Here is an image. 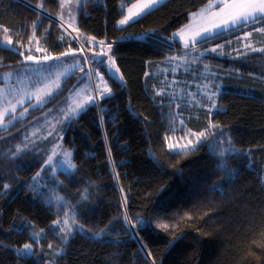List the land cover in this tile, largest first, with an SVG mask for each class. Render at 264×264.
Segmentation results:
<instances>
[{
    "label": "trees",
    "instance_id": "1",
    "mask_svg": "<svg viewBox=\"0 0 264 264\" xmlns=\"http://www.w3.org/2000/svg\"><path fill=\"white\" fill-rule=\"evenodd\" d=\"M123 1H83L73 37L55 19L59 0H0V77L25 65L23 56H38L37 48L51 56L71 49L75 53L66 57L81 56L86 70L85 52L111 89L110 98H97L59 136L72 150L70 174L51 175L45 167L48 138L26 146L23 136L33 119L66 99L79 70L50 102L0 131V264H264V52L251 51L264 48V32L247 27L218 40L253 32L227 47L224 56L210 57L217 65L222 94L216 100L223 109L210 115L209 103L197 102L184 89L180 95L159 67L169 52H186L178 40L167 39L211 0H165L120 27L118 21L137 0ZM153 30L154 41L133 39ZM7 37L13 47L1 43ZM96 54L103 64L91 62ZM110 56L123 83L110 79ZM189 72L176 75L185 87ZM180 120L197 132L216 130L195 150L172 152L165 137ZM221 130L224 136L218 135ZM221 137L246 153L230 157L237 171L230 181L216 170L221 161L215 141ZM37 178L41 191L49 184L59 201L36 191ZM216 184L223 190H215ZM138 217L146 223L135 230L137 236L131 225ZM73 228L77 231L69 236ZM101 232L102 238H91ZM25 243L32 244L33 255L16 251Z\"/></svg>",
    "mask_w": 264,
    "mask_h": 264
},
{
    "label": "rangeland",
    "instance_id": "2",
    "mask_svg": "<svg viewBox=\"0 0 264 264\" xmlns=\"http://www.w3.org/2000/svg\"><path fill=\"white\" fill-rule=\"evenodd\" d=\"M83 1L85 0H59L60 10L55 19L60 24H62L73 37H76L78 33L76 30V19ZM127 1L128 0H124L123 3H126ZM163 1L165 0H161L160 3H157L154 7L150 8V10L161 4ZM147 2L148 0L135 1L127 7L126 15L128 14V9L133 5L139 6ZM215 4L216 0H211L206 7L195 12V15L192 13L189 22L175 31L172 38L167 40L172 41L176 39L185 46L184 40L180 39V34L182 33L189 44H191L193 41L192 33L199 31V29L202 27L208 26L210 23L216 22L218 19V17L212 16L213 12H219V9L215 7ZM140 16L141 15L135 17V19ZM118 26L122 27L124 25L118 24ZM255 26L258 27V25ZM222 33L225 34L216 37L214 41L203 42L202 44L197 45L195 51L189 47L187 49L185 48L186 50L184 51L186 52L183 54L181 52H169L168 56L164 59L159 67V70L162 74L168 73V75H171V82H169L171 88H174L175 86L177 91L178 89H181L179 91L180 95L181 93L183 94L184 89L192 96V98L197 99V102L209 103V108L212 107V104L208 97L209 95L216 93L217 89L215 86L219 85V74L215 69L217 65L211 61L210 57L224 56V53L228 52L227 47H229L232 43L239 39L242 41H244L246 38L250 39L253 34V32H251V36L246 38L244 35H239L219 42V39L233 34L232 32ZM6 39L7 40H1V43L6 46L13 47L12 44L9 45L7 43L8 37ZM216 41L219 43H215ZM103 46L105 47L107 45L103 44ZM213 47H217L216 53L207 51V49H211ZM198 48H200V50H198ZM35 50L39 51V55L40 53L44 52L41 51L40 48ZM104 51L106 52V50ZM74 53V51L71 52V54ZM83 54L85 56V61L87 58V62H85L87 63L86 70H83V60L81 56L74 59H69L66 57V55L60 57L59 60L51 62L50 67H48L47 64L42 66L37 62H27L25 65H22L18 68L9 69L2 72L0 77V131H6L11 129L17 121L25 119L31 113L30 110L34 109L31 106L37 103V95H40L41 98H44L50 91L56 90L58 86L59 89H61L64 80L68 76L73 73L75 74L77 70L80 71L77 82L70 89L66 99L55 108H52L43 115L33 119V121L24 130L25 134L23 136V140L26 146H33L35 141L38 140L40 142L42 141L41 139L48 138L47 142L49 148L47 150V161H49V163L47 167L49 172H51V175H55L59 171H63L67 174H70L74 171L75 165L73 162L72 150L62 145L61 141L59 140V136L61 135L65 125L68 123L69 118H73L82 112L77 109L78 105H87L88 107L90 105L88 104L90 97L97 99L98 92L104 91L105 88H108L107 81L103 78L100 71L94 70V68L89 64L88 57L85 52H83ZM39 55L36 56L38 61L43 56H45V53L40 56ZM107 59L108 60L106 61L108 62V70L115 72L117 79H119L122 74L119 71H115L117 67L115 66V63H113V60H109V58ZM22 69H26L27 71H21ZM186 70H190V77L186 78V81H191L187 87H185L181 82L184 81L183 78L179 79L176 77L178 72ZM190 86L192 88H190ZM214 98L216 99L217 97L214 96ZM20 101H23V104H20ZM13 105L16 106L15 111H13ZM43 105L44 104L41 106ZM25 109H29V111L25 113ZM9 113H11V115H9ZM21 113H24V115L21 116ZM13 116L17 117V119L14 121L12 120ZM9 121H12V123L9 124ZM214 128L215 127H213L210 132L201 131L205 134L204 141L209 138V135L212 133V131L216 130ZM193 133L200 132L189 129L188 127H184L183 122L180 120L176 131L165 137L166 146L168 143L187 144L188 140H192L195 143L197 138L193 135ZM10 135L11 134L8 133L1 138L6 139ZM215 146L217 147L216 154L224 151L228 147L234 148L230 145L229 140L225 139L224 137H221L217 142L215 141ZM170 151L180 152L182 150L176 148ZM50 157L51 160H49ZM229 160L230 157H225L221 162L225 163L228 168L234 169L233 167H230ZM69 165H72L73 167L69 169ZM38 179L39 178H37L34 182L36 191L42 197L49 198L50 200L56 199V201H59V199L56 197L57 194L55 192V188L49 184L45 185L48 191H41L43 190V187H41V182Z\"/></svg>",
    "mask_w": 264,
    "mask_h": 264
},
{
    "label": "snow or ice",
    "instance_id": "3",
    "mask_svg": "<svg viewBox=\"0 0 264 264\" xmlns=\"http://www.w3.org/2000/svg\"><path fill=\"white\" fill-rule=\"evenodd\" d=\"M15 2L20 3L21 0H15ZM160 2H161V0H148L147 3H144L142 5H139V6L133 5L131 8L128 9V14L124 15L123 18L118 21V24L119 25H126L130 21H134L135 17L146 13L147 11L150 10V8L154 7L157 3H160ZM215 7H217L219 9V12L218 13L213 12L212 16L218 17V19L216 20V22L210 23L208 26L200 28L199 31L192 33L193 41L191 44H189V42L185 39V37L182 33L180 34V39L184 40V44H185L186 49L191 47L193 50H195L197 45H200L203 42L214 41L216 39V37L221 35L222 32L231 33L234 30L245 29L249 26H255L261 22H264V0H216ZM193 15H195V13H193ZM5 30L7 31V29H5ZM255 31L264 32V27H255ZM251 34L252 33L249 31H244V33H243L245 38L251 36ZM133 39H135L137 41H141V42H148V41L156 40L157 36H156L155 31L153 30V31L145 32L141 35L135 36V37H133ZM7 43L9 45L11 44L10 38L8 39ZM107 47L109 49H111L112 45L109 44V45H107ZM217 47H219V46H217ZM217 47L207 49V51H209L211 53H216ZM246 47H250V45H247ZM13 51H15V50H13ZM251 51H253V52H257V51L264 52V48L251 49ZM71 52H72V50L69 49V52L60 53V55L57 57L45 55L39 61L37 60V57H35L31 54L26 55V56H23V53H20V52H16V54L23 56L22 63L37 62V63H40L42 66L47 64V66L50 67L51 62L59 60L60 57L69 55V54H71ZM112 59L113 58L110 56L109 60H112ZM233 59H239V55L237 57H233ZM86 62H87V58H86ZM91 62L93 64H103V56L101 54H96L91 58ZM113 63H114V61H113ZM21 71H27V70L22 69ZM115 71L118 72L119 69H116ZM145 75L148 76L149 74L145 73ZM110 79H112L114 82L123 83V77L121 76L117 80L115 72L110 71ZM215 87L217 89L216 93L211 94L208 97V99L211 101V104H212V107L208 110L210 115H214L218 112L223 111V109L218 107L217 100L214 98V96L218 97L222 94V85H216ZM59 91H60V89L58 86L56 90L50 91L44 98H41L40 95H37V98H36L37 103L35 105H32L31 107L32 108H38L42 104H46V103L50 102L51 99L59 93ZM104 93L105 94H101L98 97L99 101H103L107 98H110L111 89L105 88ZM19 103L23 104V101H20ZM96 103H97L96 98H92V97L89 98L88 104L95 105ZM15 107H16L15 105L12 106L13 111H15ZM86 107H87V105H78L77 109L80 111H83ZM28 111H29V109L24 110L25 113ZM9 115H11V113H9ZM22 115H24V113H21V116ZM15 119H17V117L13 116L12 120L14 121ZM70 119H71V117L69 118V120ZM11 123H12V121H9V124H11ZM193 135L196 136V138H197L195 143L192 140H188L187 144L168 143V145H167L168 149L174 150L176 148H179L182 151L188 150V149L195 150L196 148H198L199 146H201L204 143L205 134L203 132H200V133H193ZM218 135L224 136V132L221 130L218 133ZM19 151L20 150L17 149V152H19ZM216 155H218V157L220 158V161H223V158L225 156H229V157L237 156V157H239V156L246 155V153H238L234 148L228 147L227 149L219 152ZM49 160H51V157L49 158ZM48 163H49V161H45V167L48 165ZM248 166L251 167V164L249 163ZM68 167L70 169L73 166L69 165ZM216 170L221 171L223 173L222 180H229L230 181V180H233L237 175L236 170L228 168L226 166V164L223 162L217 163ZM39 175H40V173L37 172L36 176H39ZM32 179L35 180V177H33ZM0 181H2V177H0ZM3 188L9 189V185L4 184ZM213 188L215 190H219V191L223 190L222 186L220 184L213 185ZM126 203H127V201L125 200V205H126ZM127 220H128V217H127V215H125V221H127ZM57 223L58 222L54 221L52 227L54 228L57 225ZM145 223H146V221L143 218L138 217L136 222L131 225V227L133 229V235L138 236V232H136L135 230L137 228H141ZM128 227H129L128 223H125V228L127 229ZM76 231H77V229H75V228L69 230V236L71 234L75 233ZM79 231L83 232L82 226H79ZM37 235L42 236L43 230H41V232L38 233ZM103 235H104V233L101 232V233L93 234L91 238L92 239H98V238H102ZM116 242L119 243V241H116ZM64 243H67V237L65 238ZM16 251H19L21 253V255H23V256H29V255L34 254L31 243H25L23 245L22 249H17Z\"/></svg>",
    "mask_w": 264,
    "mask_h": 264
}]
</instances>
